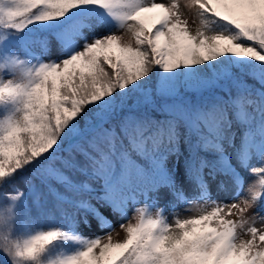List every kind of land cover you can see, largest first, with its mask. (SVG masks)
<instances>
[{
  "label": "snow or ice",
  "instance_id": "1",
  "mask_svg": "<svg viewBox=\"0 0 264 264\" xmlns=\"http://www.w3.org/2000/svg\"><path fill=\"white\" fill-rule=\"evenodd\" d=\"M0 264H264V0H0Z\"/></svg>",
  "mask_w": 264,
  "mask_h": 264
},
{
  "label": "rangeland",
  "instance_id": "2",
  "mask_svg": "<svg viewBox=\"0 0 264 264\" xmlns=\"http://www.w3.org/2000/svg\"><path fill=\"white\" fill-rule=\"evenodd\" d=\"M157 2H167V0H157ZM193 19H194V18L191 17V16L188 17L189 24L191 25V27H192V29H193V31H194L197 25L193 22ZM118 34H119V33H118ZM21 58H24V56H21ZM252 162H253V163H256L255 160H253ZM245 187H246V186H245ZM229 188H230V191H229L228 193H225L224 195L228 197L229 201H231V197H232L231 185H229ZM214 195H215V193H214ZM160 203H161V205H163L164 202L161 201ZM142 204H143V201H141V206H142ZM134 206H135V205H133V204H131V205L128 206V208H129V209H128V215H129V218H130V219H131V217H132V208H133ZM188 208H190V205H188V204H185V203H183V202H178V203H176V210L179 211L181 215H191L192 213H191L190 211H185V209H188ZM153 211H155V209H153ZM254 211H255V209L251 210V211L248 213V215H252ZM168 216H169V220H170V221H172V220L174 219V217L171 215V209H169V211H168ZM230 218L235 219L236 217L233 216V217H230ZM132 222L135 223V220L132 219ZM256 227H257V228H260V227H261L260 223H257V224H256ZM117 232L120 233V235H119L118 237L115 236V233H117ZM113 235H114V237H115L116 239H122V238L124 237V232H123L122 229H120V227L117 225L116 228H115V230H114ZM244 238L247 239L248 237H244Z\"/></svg>",
  "mask_w": 264,
  "mask_h": 264
},
{
  "label": "trees",
  "instance_id": "3",
  "mask_svg": "<svg viewBox=\"0 0 264 264\" xmlns=\"http://www.w3.org/2000/svg\"><path fill=\"white\" fill-rule=\"evenodd\" d=\"M37 54H39V50H37Z\"/></svg>",
  "mask_w": 264,
  "mask_h": 264
}]
</instances>
